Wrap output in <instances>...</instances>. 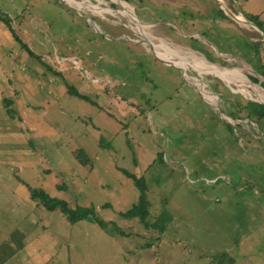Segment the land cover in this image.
<instances>
[{
    "label": "rangeland",
    "instance_id": "obj_1",
    "mask_svg": "<svg viewBox=\"0 0 264 264\" xmlns=\"http://www.w3.org/2000/svg\"><path fill=\"white\" fill-rule=\"evenodd\" d=\"M126 3L0 0L3 264H264V136L244 108L264 103V0ZM122 170L145 182L148 227L120 216L139 196Z\"/></svg>",
    "mask_w": 264,
    "mask_h": 264
},
{
    "label": "trees",
    "instance_id": "obj_2",
    "mask_svg": "<svg viewBox=\"0 0 264 264\" xmlns=\"http://www.w3.org/2000/svg\"><path fill=\"white\" fill-rule=\"evenodd\" d=\"M125 1L128 2L129 0H125ZM218 13H220L223 18H227L222 11H219ZM247 19L253 22L254 24L256 23V26L258 25L261 28V22L258 21L256 15H250L249 17H247ZM261 84L264 87V81L261 82ZM69 92L71 94H74L76 97L83 98L82 95L77 93L73 88H69ZM4 100H5L4 105L5 107H7L6 111L10 114V116H12L11 114L12 110L10 109L11 100L9 99H4ZM244 108L246 111V116L256 124L257 128L263 133L262 135L264 136V103L248 100L244 104ZM230 115L234 117L236 116L233 112H231ZM227 124L229 125L230 130L232 131V128L234 129V127L230 123ZM235 127L236 129H239V125H236ZM82 155L84 157H83V161L81 162H89V158L86 156V154L83 153ZM122 172L127 177L132 179L133 184L135 185V187H137L139 191V196L137 203H134L127 210L120 212V216L125 219L137 218L141 222H143L146 227H148L150 223H148L149 208L147 205V196H146L147 188L145 182L142 179V177H137L133 173L127 172L125 170H122ZM26 187L29 191V196L32 201L38 202V204H41L46 210L49 211L58 209L71 223H75L80 220H87L90 222L97 223L102 228H109V226H111V228H113V230L115 231L119 232L120 230L118 225L116 226L115 223H113L114 221H105L104 219L98 217L94 206L76 205L74 207H71L66 200L51 196L41 187H32L28 184L26 185ZM108 206L109 203H105L103 205V207H108ZM10 243L14 245V242L11 239H8L6 240V242L4 241L1 244L3 247H5ZM7 249L10 250L11 254L16 252V251H12V248L7 247ZM9 254L0 255V264H3L5 261H8L11 258Z\"/></svg>",
    "mask_w": 264,
    "mask_h": 264
},
{
    "label": "bare ground",
    "instance_id": "obj_3",
    "mask_svg": "<svg viewBox=\"0 0 264 264\" xmlns=\"http://www.w3.org/2000/svg\"><path fill=\"white\" fill-rule=\"evenodd\" d=\"M117 1V3L119 4V5H121V6H123V7H126V2L124 1V0H115V2ZM86 2V5H88V7H90V8H93L95 11H101V9H100V7H98V6H95L94 4L93 5H91V3H90V1H85ZM128 5V4H127ZM103 10V9H102ZM108 10V9H107ZM122 15H123V13H121ZM126 14L128 15V17L130 18V27H132L133 28V30L134 31H136L139 35H141V36H143L144 35V31H143V25L141 24V22L140 21H138V19H136L133 15H132V12H131V10L128 8V9H126ZM125 15V14H124ZM241 18V19H240ZM237 19H239L240 21H244L245 22V20L242 18V16L240 15V16H237ZM127 20V19H126ZM128 21V20H127ZM145 26V25H144ZM168 49V48H167ZM169 50V49H168ZM175 54V53H174ZM173 54V55H174ZM175 57V56H174ZM195 57V56H194ZM177 58V57H176ZM191 58V57H190ZM177 59H179L180 61L183 59V58H177ZM198 59V58H197ZM202 60H204L203 58H202ZM171 61V60H170ZM173 62V61H172ZM201 62V61H200ZM193 63H195L196 64V66L197 67H199L200 69H207V68H203V67H201V64L198 62V61H193L192 62V64ZM202 63V62H201ZM206 63V62H205ZM208 63V62H207ZM202 65H206V64H202ZM180 67V69H181V72H183V74L185 73V70H183L184 68L183 67H181V66H179ZM183 68V69H182ZM209 69V68H208ZM210 70L211 71H213L214 73H218V74H221L222 76H223V72L219 69V68H217V67H211L210 68ZM209 71V70H208ZM228 72V71H227ZM240 77V76H239ZM258 89V88H257Z\"/></svg>",
    "mask_w": 264,
    "mask_h": 264
},
{
    "label": "crops",
    "instance_id": "obj_4",
    "mask_svg": "<svg viewBox=\"0 0 264 264\" xmlns=\"http://www.w3.org/2000/svg\"><path fill=\"white\" fill-rule=\"evenodd\" d=\"M9 238H5V242H6V240H8ZM15 245V244H14ZM13 244H8V245H6L5 247L7 248V247H9V248H12V251H14L15 249L17 250V247L16 246H14ZM7 261H5L4 263H6Z\"/></svg>",
    "mask_w": 264,
    "mask_h": 264
},
{
    "label": "water",
    "instance_id": "obj_5",
    "mask_svg": "<svg viewBox=\"0 0 264 264\" xmlns=\"http://www.w3.org/2000/svg\"><path fill=\"white\" fill-rule=\"evenodd\" d=\"M216 1H217V0H216ZM233 16L237 19V16H235V14H234ZM256 27H257V26H256ZM258 28H259V27H258ZM259 29L261 30V28H259ZM261 31H262V30H261ZM154 55H155V57H156L155 52H154ZM156 58H157V57H156ZM219 109H220V108H219ZM220 110H221V109H220ZM260 139H261V138H260ZM260 139H259V140H260ZM263 140H264V138H263ZM263 140H262V141H263Z\"/></svg>",
    "mask_w": 264,
    "mask_h": 264
}]
</instances>
